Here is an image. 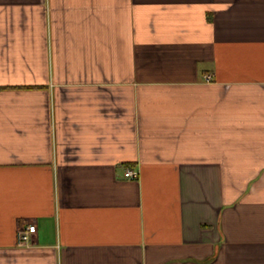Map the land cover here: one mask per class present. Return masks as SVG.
<instances>
[{
	"label": "crops",
	"instance_id": "crops-1",
	"mask_svg": "<svg viewBox=\"0 0 264 264\" xmlns=\"http://www.w3.org/2000/svg\"><path fill=\"white\" fill-rule=\"evenodd\" d=\"M0 264H264V0H0Z\"/></svg>",
	"mask_w": 264,
	"mask_h": 264
},
{
	"label": "built area",
	"instance_id": "built-area-1",
	"mask_svg": "<svg viewBox=\"0 0 264 264\" xmlns=\"http://www.w3.org/2000/svg\"><path fill=\"white\" fill-rule=\"evenodd\" d=\"M124 177L129 179H137L139 177V170L127 168L124 171ZM37 231V225L34 223L28 224L23 227L19 232V242L27 243L31 236Z\"/></svg>",
	"mask_w": 264,
	"mask_h": 264
}]
</instances>
